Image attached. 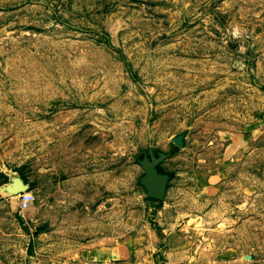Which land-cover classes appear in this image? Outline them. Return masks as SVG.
Segmentation results:
<instances>
[{"label":"rangeland","instance_id":"rangeland-1","mask_svg":"<svg viewBox=\"0 0 264 264\" xmlns=\"http://www.w3.org/2000/svg\"><path fill=\"white\" fill-rule=\"evenodd\" d=\"M120 242L264 264V0H0V264Z\"/></svg>","mask_w":264,"mask_h":264},{"label":"crops","instance_id":"crops-1","mask_svg":"<svg viewBox=\"0 0 264 264\" xmlns=\"http://www.w3.org/2000/svg\"><path fill=\"white\" fill-rule=\"evenodd\" d=\"M134 247V244L120 242L95 249L88 254L87 261L82 264H134V261L138 260L141 253L139 251L134 253ZM145 263L149 264L147 260Z\"/></svg>","mask_w":264,"mask_h":264},{"label":"built area","instance_id":"built-area-1","mask_svg":"<svg viewBox=\"0 0 264 264\" xmlns=\"http://www.w3.org/2000/svg\"><path fill=\"white\" fill-rule=\"evenodd\" d=\"M21 208L25 209L35 200V195L31 192H23L19 194Z\"/></svg>","mask_w":264,"mask_h":264},{"label":"bare ground","instance_id":"bare-ground-1","mask_svg":"<svg viewBox=\"0 0 264 264\" xmlns=\"http://www.w3.org/2000/svg\"><path fill=\"white\" fill-rule=\"evenodd\" d=\"M160 193H162V192H160Z\"/></svg>","mask_w":264,"mask_h":264}]
</instances>
